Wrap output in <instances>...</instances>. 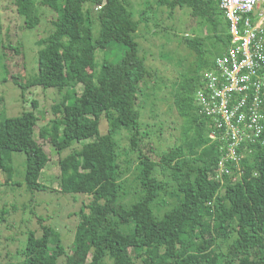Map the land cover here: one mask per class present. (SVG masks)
<instances>
[{
  "label": "trees",
  "instance_id": "16d2710c",
  "mask_svg": "<svg viewBox=\"0 0 264 264\" xmlns=\"http://www.w3.org/2000/svg\"><path fill=\"white\" fill-rule=\"evenodd\" d=\"M46 1L57 18L53 31L39 41L37 76L21 88L41 86L60 93L67 89L52 106L54 118L39 130V137L58 154L71 148L59 158V192L85 194L92 200L80 210L69 252L52 228L40 224L41 237L29 232L17 256L24 264H58L62 256L65 264H264V144L249 146V152L241 147V173L230 162L229 174L219 181L216 167L221 155L218 144L208 138L212 122L198 114L194 102L201 72L212 69L228 46L219 0L156 2L169 10L170 17L177 9L187 10L192 18L209 25L212 37L223 44L219 56L207 57L205 39H180L200 62L199 72L176 83L174 94L177 111L194 136L161 155L146 142L149 133L140 120L139 83L151 74L137 55L132 36L138 23L124 0ZM15 4L17 13L33 28L38 23L35 0H15ZM93 20L101 28L96 39ZM114 44L124 48L121 59L115 64L104 61L94 80L78 94L76 88L88 70H95V52ZM103 121L110 122L113 131L101 134ZM35 126L30 112L4 120L0 172L11 175L13 168L6 163L11 152L24 153L26 186L40 191L46 188L38 180L49 158L34 139ZM114 128L128 133V152L136 161L133 192L123 182ZM7 212L0 210V225Z\"/></svg>",
  "mask_w": 264,
  "mask_h": 264
},
{
  "label": "rangeland",
  "instance_id": "374dc122",
  "mask_svg": "<svg viewBox=\"0 0 264 264\" xmlns=\"http://www.w3.org/2000/svg\"><path fill=\"white\" fill-rule=\"evenodd\" d=\"M156 2L150 0V6L147 0H124L123 5L138 23L132 38L138 57L151 74L139 83L142 128L149 133L146 142L161 155L168 148L184 143L187 137L190 140L194 136L187 120L177 111L174 94L175 84L199 72L200 62L196 53L184 46L180 39L184 36L205 39L207 57L219 56L223 44L212 37L209 25L192 18L187 10L177 9L170 17L169 10L159 8ZM35 14L38 23L29 28L25 18L17 13L15 0H0V130L5 119L32 113L36 118L34 139L49 158L38 180L46 188L40 191L29 190L26 186L24 153L11 152L10 161H6L13 168L11 175L0 172V210L8 211L5 222L0 225V264H24L17 255L25 248L29 232L41 237L40 224L52 228L69 252L80 210L84 203L92 200L85 194L59 192V158L69 154L71 148L58 154L47 140L39 137V130L49 126L54 118L52 106L62 100L67 89L60 93L57 89L41 86L21 88L37 76L39 41L53 31L52 22L57 18L46 0H35ZM91 26L96 39L101 28L95 20ZM123 53L124 48L119 44L111 45L107 50H97L95 70H88L84 82L76 88L77 93L80 94L83 86L94 80L104 61L115 64ZM110 129H113L111 123L105 121L99 127L101 134ZM116 130L114 128L113 139L124 171L123 182L133 192L137 186L134 181L136 161L128 152L127 131ZM94 139L77 143L74 148L79 149L83 143ZM58 264H65L63 256L58 259Z\"/></svg>",
  "mask_w": 264,
  "mask_h": 264
},
{
  "label": "built area",
  "instance_id": "2783aa9c",
  "mask_svg": "<svg viewBox=\"0 0 264 264\" xmlns=\"http://www.w3.org/2000/svg\"><path fill=\"white\" fill-rule=\"evenodd\" d=\"M219 8L228 46L203 73L194 102L198 114L212 122L208 138L218 144L221 181L230 162L241 173V147L249 152L252 145L264 144V0H219Z\"/></svg>",
  "mask_w": 264,
  "mask_h": 264
}]
</instances>
